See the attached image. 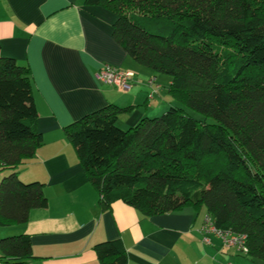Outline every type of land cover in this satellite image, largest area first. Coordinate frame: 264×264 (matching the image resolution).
<instances>
[{"label": "trees", "instance_id": "16d2710c", "mask_svg": "<svg viewBox=\"0 0 264 264\" xmlns=\"http://www.w3.org/2000/svg\"><path fill=\"white\" fill-rule=\"evenodd\" d=\"M85 3L114 12V39L169 76L172 104L203 116L176 105L124 130L118 117L134 106L110 103L65 126L102 209L117 200L146 216L205 208L217 228L245 234L244 254L264 264V0ZM43 144L31 71L0 45V226L48 206L45 184L16 171ZM93 249L99 264H128L120 238ZM0 252L12 264L36 257L26 233L0 238Z\"/></svg>", "mask_w": 264, "mask_h": 264}, {"label": "crops", "instance_id": "0c3cea01", "mask_svg": "<svg viewBox=\"0 0 264 264\" xmlns=\"http://www.w3.org/2000/svg\"><path fill=\"white\" fill-rule=\"evenodd\" d=\"M116 18L85 0H0L1 52L29 67L44 138L16 171L24 182H43L49 201L33 209L28 222L0 226V235H30L36 257L23 264H99L93 246L117 238L128 264H257L226 244L205 208L146 216L123 200L100 206L65 126L113 103L134 106L118 117L127 129L172 104L171 80L166 86L114 39ZM106 64L135 72L129 91L98 77Z\"/></svg>", "mask_w": 264, "mask_h": 264}, {"label": "built area", "instance_id": "2783aa9c", "mask_svg": "<svg viewBox=\"0 0 264 264\" xmlns=\"http://www.w3.org/2000/svg\"><path fill=\"white\" fill-rule=\"evenodd\" d=\"M98 77L104 82L116 86L121 91H129L132 88V80L136 76L132 70L119 69L115 66L106 64L98 72ZM153 96V92L150 93V97ZM207 222L212 228L224 235L227 245L235 246L241 253H246L248 248L246 246L247 236L245 234H235L231 230H222L216 227L211 216H207Z\"/></svg>", "mask_w": 264, "mask_h": 264}, {"label": "rangeland", "instance_id": "374dc122", "mask_svg": "<svg viewBox=\"0 0 264 264\" xmlns=\"http://www.w3.org/2000/svg\"><path fill=\"white\" fill-rule=\"evenodd\" d=\"M150 71H151V70H150ZM157 76L160 77V78H161L160 80H161L162 82H164L166 86L169 87V81H170V78H169L168 75H166V74H157ZM173 102H174V101H173ZM176 105L181 106V107H184V108L187 110V112H188L189 114H191V115H192L193 117H195V118H198V119H202V118H203V116H202L200 113H198V112H196V111H194V110H192V109H190V108H187V107L183 106L182 104H180V103H178V102H174V104L168 105L166 111H163V112H161V113H158L156 116H161L162 114H164L165 112H167V111L169 110V108H171V106H176ZM208 121H213V119H208ZM120 128H122V127H120ZM122 129H123V128H122ZM124 130H125V129H124ZM6 174H7L6 170H0V180H1V179L3 178V176H5ZM0 228H1V227H0ZM3 236H4V235H3ZM0 238H2V235H0ZM0 254H1V252H0ZM0 264H2V263H0ZM3 264H7V263H3Z\"/></svg>", "mask_w": 264, "mask_h": 264}]
</instances>
